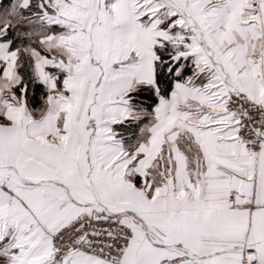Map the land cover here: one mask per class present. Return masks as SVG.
Here are the masks:
<instances>
[{
  "label": "snow or ice",
  "instance_id": "1",
  "mask_svg": "<svg viewBox=\"0 0 264 264\" xmlns=\"http://www.w3.org/2000/svg\"><path fill=\"white\" fill-rule=\"evenodd\" d=\"M0 264H264V0H0Z\"/></svg>",
  "mask_w": 264,
  "mask_h": 264
}]
</instances>
